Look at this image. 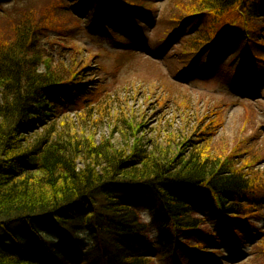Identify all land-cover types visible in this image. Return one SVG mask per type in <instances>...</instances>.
Wrapping results in <instances>:
<instances>
[{"label":"trees","instance_id":"16d2710c","mask_svg":"<svg viewBox=\"0 0 264 264\" xmlns=\"http://www.w3.org/2000/svg\"><path fill=\"white\" fill-rule=\"evenodd\" d=\"M170 4L178 15L169 17L174 26L161 39L163 48L184 24L195 27L201 17L214 22L184 41L182 51L192 56L189 72L220 70L243 83L248 73L259 76L264 70V25L256 23L264 19V0ZM49 7L52 15L43 16L42 8ZM153 10L151 0H0V228L54 227L64 240L61 253L41 239L52 258H41L32 243L19 238L15 245L3 241L0 264H194L202 256L217 261L214 244L227 235L242 238V229L250 231L253 218L261 216L264 167L256 153L264 145L253 151V141L242 140L216 152L213 138L223 122L215 117L199 121L183 142L188 149L176 152L139 137L142 125L130 120L131 136L119 144L72 133L66 121L59 123L69 112L62 105L73 102L71 92L86 89L89 65L55 58L44 35L71 38L85 15L87 28L126 43V33L142 37V27L153 24ZM80 98L85 101L79 110L88 114L94 96ZM244 117L251 120L248 113ZM99 196L105 199L98 202ZM145 210L151 222L143 218ZM72 227L93 233L95 258H86L67 236ZM153 227L160 230L157 238L150 234ZM258 239L248 264H264V236Z\"/></svg>","mask_w":264,"mask_h":264},{"label":"rangeland","instance_id":"374dc122","mask_svg":"<svg viewBox=\"0 0 264 264\" xmlns=\"http://www.w3.org/2000/svg\"><path fill=\"white\" fill-rule=\"evenodd\" d=\"M151 1L155 7V12L152 13L154 23L145 24L144 27L148 49L134 45L136 39L131 34L125 35L127 44H122L111 36L87 28L85 15L74 26L80 28L74 29L71 38L56 39L57 34L52 31L44 35V45L55 58L61 55L67 60L66 63L85 60L86 65H89L85 68L87 90L71 92L73 102L68 100L70 105H62L69 112L63 115L59 123L66 121L65 130L72 133L77 131L93 135L96 140L109 137L119 144L124 135L127 138L131 136L126 122L130 120L133 125H142L139 137H144L145 141H156L159 145H169L171 152H176L177 148L188 149L183 142L185 138H191L199 121L208 123L210 118L215 117L216 121L223 122L213 138L216 152L224 153L225 149L235 147L242 140L251 139L253 151L264 145V70L261 71L262 76L256 86H251L247 81L241 91L233 84V77H226L219 71L217 75L207 79L202 78L204 75L201 76L198 72H189L192 56L182 50L187 46L184 41L193 32V25L190 23L182 31V40H173L163 51L161 39L168 36L174 26L169 17L177 14L178 7L170 4L172 0ZM53 10L51 7L42 8L41 14L47 16L50 14L48 11ZM195 21L196 29L214 23L211 17H201ZM262 21L264 25V19L256 23ZM49 39H55L56 42L52 44ZM129 48L135 51L126 54ZM261 56L264 57V54ZM84 93L94 96L90 102L93 109H89L88 114L79 110L83 107L80 103L84 100L80 98V94ZM245 113L251 116L248 123L244 119ZM53 121L54 119L49 122ZM256 158L261 163L260 167H264V152H257ZM104 199V196H99L98 202ZM258 208L262 210V215L253 218L255 225L250 227V231L242 229V238L233 240L227 238V235L214 244L216 248L213 254L217 261L202 256L199 261L195 259L194 264L250 263L254 257V245L259 242L258 238L264 236V199L260 201ZM142 216L147 222L153 220L150 211H143ZM66 234L86 258H95L90 251L95 245L93 233L81 227H72ZM150 234L157 238L160 230L153 227ZM62 236V232L54 227H37L33 230L26 223H14L7 229L0 228V245H4L3 241L15 245V238H19L23 242L32 243L34 252L41 258H52L44 249L42 240L50 250L63 253Z\"/></svg>","mask_w":264,"mask_h":264}]
</instances>
